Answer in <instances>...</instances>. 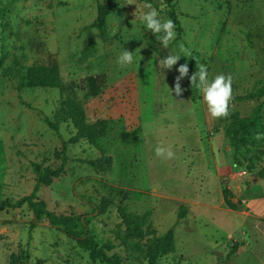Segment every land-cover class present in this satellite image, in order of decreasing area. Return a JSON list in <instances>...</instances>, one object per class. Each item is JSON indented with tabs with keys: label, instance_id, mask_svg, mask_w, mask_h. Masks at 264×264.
I'll list each match as a JSON object with an SVG mask.
<instances>
[{
	"label": "rangeland",
	"instance_id": "374dc122",
	"mask_svg": "<svg viewBox=\"0 0 264 264\" xmlns=\"http://www.w3.org/2000/svg\"><path fill=\"white\" fill-rule=\"evenodd\" d=\"M105 3L107 44L94 26ZM145 3L164 19L174 11L179 21L169 46L181 59L171 70L159 68L162 58L144 40L151 33L139 19ZM164 3L160 11L161 0H0V200L29 195L34 165L59 167L67 143L64 173L38 196L50 211L75 218L79 238L108 234L120 209L158 235L174 229V253L158 264H264V179L257 174L264 158L232 150L226 118L211 117L192 73L181 81L183 94L174 92L177 69L191 59L181 46L199 54L210 80L231 74L234 98L264 84V0H170V9ZM33 36L44 44L42 53L31 49ZM125 49L134 60L121 67ZM49 52L64 91L20 88L26 68L45 62ZM89 77H98L96 98ZM67 99L83 106L89 122L108 120L103 153L85 140L71 144V124L58 133L49 128L45 119ZM259 103L233 102L231 109L249 116ZM157 146H171L174 158L157 157ZM102 154L113 167L97 173L87 161ZM224 189L242 202L240 210L227 208ZM102 197L115 203L106 216L96 211ZM181 208L186 216L176 224ZM13 256L21 264H105L91 261L63 229L37 221L27 206L0 213V264Z\"/></svg>",
	"mask_w": 264,
	"mask_h": 264
},
{
	"label": "trees",
	"instance_id": "16d2710c",
	"mask_svg": "<svg viewBox=\"0 0 264 264\" xmlns=\"http://www.w3.org/2000/svg\"><path fill=\"white\" fill-rule=\"evenodd\" d=\"M165 1L168 4V9H170V0ZM110 13L111 6L109 3L99 5L94 23L98 31V37L105 44L110 42L107 26V18ZM168 14L169 18L175 23V27H177L179 21L174 11H169ZM144 40L148 48L162 59L172 53L171 46L162 51L163 46L153 33L145 35ZM28 42L31 45V49L37 53L43 52L44 44L41 43L39 37L33 36ZM191 54L190 62L187 65L189 73L194 74L197 71L196 65H199V54L193 51H191ZM100 78L102 79L103 77L100 76ZM87 83L92 97H98V77H89ZM19 87L29 89L51 88L63 92L65 85L55 55L49 52L45 62L28 66L19 81ZM257 100L260 103L252 109L249 116H241L239 111L230 109V115L226 118L227 124L224 127V134L235 153L241 149L254 150L255 158L261 160V158H264V138L257 139V135L264 136V121L262 117L264 110V84L252 92L234 98L233 102ZM45 121L49 128L56 133L59 132L61 124H71L75 130V134L69 141L71 144H77L79 141L85 140L95 150L103 153L104 146L102 141L109 132L108 120L89 122L83 106L74 100H62L58 110L54 112L53 118L45 119ZM66 151L67 143H64L61 151L62 155L58 158L62 159V163L57 168L50 166L43 168L35 164L36 177L32 192L14 202L9 199L0 200V213L27 206L37 221L46 220L50 226L61 228L66 234L75 237L76 245L88 252L90 260L93 262L102 261L105 264H158L162 256L174 253V229L168 230L163 235H158L155 230L143 228L120 209L117 210V218L113 230H109L108 234H103L101 237L91 234L85 238L78 237L76 231L78 224L74 217H70L67 213L50 211L47 203L40 199L38 193L43 186L51 185L54 179L61 177L64 173L65 165L69 160L65 154ZM87 163L97 173H106L113 167V158L102 154V156L87 161ZM257 174L259 179H264V167ZM223 198L227 208L232 211L240 210L242 202L240 200L233 201L235 195L230 189L223 190ZM114 205L115 203L112 199L102 197L97 206V215L106 216ZM185 216L186 210L181 208L176 224ZM11 264H21L19 257H11Z\"/></svg>",
	"mask_w": 264,
	"mask_h": 264
},
{
	"label": "clouds",
	"instance_id": "9594fccd",
	"mask_svg": "<svg viewBox=\"0 0 264 264\" xmlns=\"http://www.w3.org/2000/svg\"><path fill=\"white\" fill-rule=\"evenodd\" d=\"M165 7L164 0H161L160 11H163ZM143 8L148 9V11L142 12L139 19L144 23L146 28L155 35L160 44L167 49L169 43L176 38L175 23L171 19L162 18L160 12L157 11L151 3H145ZM135 20H133L132 23H134ZM181 51L185 54L184 57H191L192 55L191 52L183 46H181ZM133 54L132 51L125 49L118 57L117 63L121 67L131 65L134 60ZM180 59L181 56L170 53L167 57L159 59V68L161 70H171L177 65ZM196 66L197 71L190 77L192 87L203 94V100L207 105L211 117L216 119L227 118L230 115V109L233 107L232 102L234 101L232 75L221 73L210 80L207 67L203 64ZM177 71L179 75L175 80L174 92L176 96H181L184 91L181 87V81L185 77H188L189 67L187 64H183ZM261 138H264V136L258 134L257 139ZM155 154L157 157L165 159H173L175 156L171 146H157Z\"/></svg>",
	"mask_w": 264,
	"mask_h": 264
},
{
	"label": "crops",
	"instance_id": "0c3cea01",
	"mask_svg": "<svg viewBox=\"0 0 264 264\" xmlns=\"http://www.w3.org/2000/svg\"><path fill=\"white\" fill-rule=\"evenodd\" d=\"M206 113H207V109H206ZM207 115H208V113H207ZM221 171H222V170H220V173H221ZM233 194H234V193H233ZM223 202H224V200H223ZM224 204H225V203H224ZM228 209H229V208H228ZM229 210H230V209H229ZM231 211H232V210H231Z\"/></svg>",
	"mask_w": 264,
	"mask_h": 264
}]
</instances>
